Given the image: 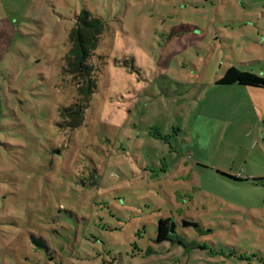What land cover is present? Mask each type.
Listing matches in <instances>:
<instances>
[{"label":"rangeland","instance_id":"1","mask_svg":"<svg viewBox=\"0 0 264 264\" xmlns=\"http://www.w3.org/2000/svg\"><path fill=\"white\" fill-rule=\"evenodd\" d=\"M82 9L106 28L70 129ZM231 66L264 78V0H0V264H264V89Z\"/></svg>","mask_w":264,"mask_h":264},{"label":"trees","instance_id":"2","mask_svg":"<svg viewBox=\"0 0 264 264\" xmlns=\"http://www.w3.org/2000/svg\"><path fill=\"white\" fill-rule=\"evenodd\" d=\"M105 28L101 18L82 9L73 19L72 27L68 32L69 48L63 56V68L70 75L75 85L76 99L70 106L63 109L61 115L70 129L82 124L91 96L98 90L95 77L98 68H96L93 58ZM217 83L223 85L239 84L264 89L263 77L250 71L237 69L234 66L227 68ZM235 179L241 180L240 178ZM250 181L252 184L260 182L257 178L250 179ZM170 222L169 218L158 220L156 231L158 242L169 236Z\"/></svg>","mask_w":264,"mask_h":264},{"label":"crops","instance_id":"3","mask_svg":"<svg viewBox=\"0 0 264 264\" xmlns=\"http://www.w3.org/2000/svg\"><path fill=\"white\" fill-rule=\"evenodd\" d=\"M253 178H257V179H259L260 181H261L262 179H264V178H259V177H251V179H253Z\"/></svg>","mask_w":264,"mask_h":264},{"label":"flooded vegetation","instance_id":"4","mask_svg":"<svg viewBox=\"0 0 264 264\" xmlns=\"http://www.w3.org/2000/svg\"><path fill=\"white\" fill-rule=\"evenodd\" d=\"M166 239H168V237Z\"/></svg>","mask_w":264,"mask_h":264},{"label":"water","instance_id":"5","mask_svg":"<svg viewBox=\"0 0 264 264\" xmlns=\"http://www.w3.org/2000/svg\"><path fill=\"white\" fill-rule=\"evenodd\" d=\"M148 251H146V253H147Z\"/></svg>","mask_w":264,"mask_h":264}]
</instances>
